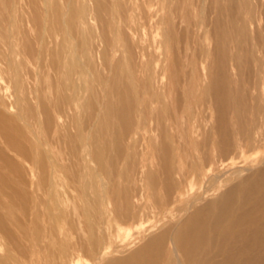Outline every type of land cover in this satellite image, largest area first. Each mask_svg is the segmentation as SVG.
Returning a JSON list of instances; mask_svg holds the SVG:
<instances>
[{
    "label": "bare ground",
    "instance_id": "6f19581e",
    "mask_svg": "<svg viewBox=\"0 0 264 264\" xmlns=\"http://www.w3.org/2000/svg\"><path fill=\"white\" fill-rule=\"evenodd\" d=\"M74 1L76 6L70 1L57 9L53 21L49 0H41L39 8L34 0L37 32L27 43L29 55L37 58L36 68L27 73L32 79L42 68L46 41L54 39L63 26L69 36L79 24L85 26L88 7ZM147 5L150 10L143 13L142 26L158 30L159 41H145L139 35L128 1L123 5L119 0H95L94 17L107 46L102 60L109 75L103 84L111 97H96L91 86L96 76L93 79L90 70L85 73L91 79H85L83 87L88 95L79 97L74 75L79 76V68L84 71L86 66L74 61L69 86H59L47 99L38 89L23 86L11 28V17L23 5L21 0H4L8 26H0V46L6 47L4 65L13 94L10 106L0 97V246L10 249L0 256V264L41 262L36 257L47 247L42 245L38 222L57 217L51 212L52 204L39 202L38 193L47 189L51 197L64 172L77 177L90 127L108 116L116 120L110 140L114 153L106 156L108 144L102 143L93 153L99 166H110V177L99 179L91 189L100 193L102 206H84V200L82 211L85 226L102 231L92 243L75 239L76 253L88 252L94 264H264V155L259 162L236 164L238 158L264 149V93L260 91L264 87V0H147ZM1 17L0 21L5 20ZM151 121L156 122L155 130L149 128ZM103 135L108 137L109 132ZM145 145L147 153L154 152L158 159H152L154 164L158 161L157 170L152 165L155 171L143 170L146 165L138 160V150ZM67 147L69 165L62 160ZM122 164L123 170H117ZM139 182L146 191L160 185L159 214L165 216L182 204L180 210L176 217L170 214L172 223L162 222L157 235H135L122 248L102 252L107 250L110 226L117 227L116 234L128 235L129 229L143 223ZM52 199L60 204L56 196ZM107 199L109 206L104 204ZM61 213L60 218L65 216ZM58 246L70 254L71 246L64 242Z\"/></svg>",
    "mask_w": 264,
    "mask_h": 264
},
{
    "label": "rangeland",
    "instance_id": "374dc122",
    "mask_svg": "<svg viewBox=\"0 0 264 264\" xmlns=\"http://www.w3.org/2000/svg\"><path fill=\"white\" fill-rule=\"evenodd\" d=\"M80 1H81V5H86L88 7V14H87V17L85 20V22H86L85 26H81L79 24V28H76L78 30L74 29V31L71 32L70 36L68 34H66V31L68 30L67 27L63 26L62 30H59L58 35L54 39H48L46 41V45H45V49H46L45 52L46 53L44 52L43 57H42V62L40 61L42 68L39 72V75L35 79H32L33 77H30L29 75L27 76V73L34 70L36 68V65H37V58L35 57V55H33L31 53H30L31 55H29L27 43H28V41H30L32 38L35 37L36 32H37L35 29L36 28L35 27V16H36L35 14H37V7H33V4L35 2H37L38 8H39V6H42L43 3L41 2V0H35V2H34V0H21L22 5H23V9H21L20 11L15 13L14 17H11L14 20V22L12 23V26H11V28L13 30L12 33H14V39H15V43L17 45V51L19 53L18 57H16V63L22 65L21 73L23 74V77L25 79L23 86L27 90H30V88H33V89L35 88L36 90L38 89L37 90L38 94L42 98H44V97H46L47 99H48V97H49V99L53 98L52 96H53L54 90L56 88H58L59 86H61V87L63 86V88L66 89L69 86V84H70L69 80L72 79V77L70 76V68H71V63H73L74 61H77V62H79V64H84L86 66L84 71L79 68V76L74 75V78L77 82V86L79 88V91H77L79 93V97H85L88 95V92L83 90L84 80L88 79L90 77L89 74L85 73L86 71H88V72L92 71L91 74L93 75V79H94V75L96 76V79L92 80L91 86L94 85L93 88L96 91V97L97 98H102L106 94H108L110 97L112 96L111 90L108 89L107 87H105L103 84V79L109 75V73L106 70V67L104 65V61L102 60L103 52L107 46L105 45V43L102 41V38L100 37L101 36L100 35L101 29H100L99 23L98 22L96 23V18L94 17L95 0H80ZM127 1H128V5H129L128 8L130 9L129 13L132 17L135 18L134 23L139 30V35H142L141 37H143L144 39L147 38V39H145V41L149 40V39L159 41L161 39V35H160L158 30H151L150 31V30L146 29L144 26H142L144 23V20L142 18L144 16V14L150 10L148 5H147V0H119V3H122L124 5L125 2H127ZM69 2H70V5L76 6V3L74 0H49V9H50V13H51V17L53 18V21L57 15V9H64L65 5H67ZM140 4H141V6H140ZM3 6H4V0H0V18H2L1 16H3V18H5V20H6V22H5V20L0 21V23H1L0 26L1 25L8 26V21L6 18L8 14L6 13ZM143 7L145 9H142ZM32 9H33V11H32ZM140 11L142 12V14H140ZM135 15H136V17H135ZM30 20H31V22H30ZM98 27H99V29H98ZM30 29H32V30H30ZM111 30L112 29L109 27V29H108L109 39L112 36ZM75 31L78 34H76ZM26 32H28V35ZM0 34H1V31H0ZM155 35H157V37ZM22 37H25V40ZM71 37L74 38L75 40L72 39ZM26 38H27V40H26ZM79 40H82V42L81 41L79 42ZM23 41H25V43ZM80 44H81V46H80ZM79 48H80V50H79ZM6 52H7L6 47L1 45L0 46V85H2V86H0V97H2L6 101L7 105L10 106L12 104L13 83H12V80L10 77L11 76L10 72L8 71L6 65H4L6 63L4 60V55H6ZM80 52H81V54H80ZM54 54H56V55H54ZM102 63H103V65H102ZM50 64H52V65H50ZM49 69H50V71H48ZM50 73H52V77L49 76V75H51ZM98 73L100 75H98ZM52 78L55 80L54 82L57 85L54 84ZM89 79H91V78H89ZM95 81L97 82V84L95 83ZM98 81H101V83ZM52 85H54V86H52ZM49 87H50V89H48ZM260 91H262L261 93L263 94L264 93V87H262L260 89ZM3 93L6 95H4ZM48 93H50V94H48ZM166 105H167V108L170 107L169 102ZM14 112H15V109L11 108L10 113L13 114ZM80 112H81V109L79 108V115H81ZM207 116H209L208 113H207ZM68 122L69 121L66 120L67 124H68ZM149 124H150L149 128L151 130L156 129V122L155 121H151ZM115 125H116V120L113 119L111 116H108L107 120H104L99 124L95 123L92 127H90V130L88 131L87 139L85 141H83V143H82L81 151H85L86 154H84V152H83V154L80 153L81 157H79V168L77 169L78 170L77 177H75L74 174L70 171L62 173L59 177V181H58L57 186L54 187L52 190V196L53 197L56 196V198H58V200H60V204L52 201L53 200L52 196L50 197L49 191L47 189H44V191H40L38 193L39 202L43 203L45 206L52 204L51 212L55 218L57 217V220L53 219V220L49 221V219H47V220L44 219V220H39V222H38V226L40 228V230H38V231H39L40 235H42L44 238V243L42 245L47 247V248H45V250H43V252L36 257V259H38V258L41 259V262L40 263L38 262L36 264H50V263L53 264L52 263L53 259H54V264H56V263L57 264H64V263L73 264L78 260H79V264L80 263L81 264H94L92 255L89 254V256H90L89 257L88 252L76 253L73 248L79 244V243H77L78 241H83L86 243L87 242L92 243L95 241V239L98 238V236L101 235L102 230H98L99 229L98 227L87 228L85 226L84 223L86 222V220L83 217L82 211L84 212V209H85L84 206H91L94 208L102 206V205H99V203L101 204V201L99 199L100 193L96 192V191H92V190H93L94 186H96V184L99 182V179L100 180H106L107 178L110 177L108 174L109 170H110L109 169L110 166L108 164H106L104 166H99L98 162L95 159L93 152L96 149L97 145L99 143H102V144H108L107 145L108 148L105 151L106 156H109L110 154L114 153V149H113L114 146L112 145L111 139H112V135H113L112 134L113 126H115ZM203 125H204V123H203ZM105 132H109L108 137H106L107 135L106 136L103 135ZM155 136H157L156 131H153V133H151V137L154 138ZM66 141L68 142V139ZM90 142H91V144H90ZM143 144H144V142H143ZM92 146L94 148H92ZM140 148L138 150V160L144 162V164L146 165V167L143 170H147L146 168L154 170V167H155V170H157L158 169V167H157L158 161H156L157 162V163H155L156 165L154 164V161H152V159L158 160L157 157L155 158V156H156L155 153L154 152L147 153L146 145L140 146ZM64 152L65 153L62 157L63 163H65L66 165H69L70 164V156H69L70 148L67 147L64 150ZM150 154H152L151 155V156H153L152 158H151ZM82 155L84 156L83 158H82ZM263 155H264V149H260L259 151H256L253 153H248L245 156L238 158L236 160V164L237 165H243L246 163H250L252 161L259 162L262 159ZM88 157H90V158H88ZM147 157L149 158L148 160H146ZM145 160L147 161L146 163H145ZM90 161H91V163H90ZM95 163H97V167H95L96 166ZM91 164L94 166H92ZM80 165H81V167H80ZM152 165L154 166L153 169H152ZM88 166H90V167H88ZM123 168H124L123 164L120 166H117V170H120V169L123 170ZM111 170H113V169H111ZM91 173L93 176L91 175ZM97 173H98V175H97ZM82 174L84 176H82ZM141 176H140V178H144L143 175H141ZM89 179L90 180L92 179V181H90ZM91 184H92V186H91ZM138 186H139L138 187V191H139L138 193L140 195L139 201L141 200L140 201L141 205H139V206H140L142 214L144 216L143 223L139 224L136 228L129 229V231H127L128 235L116 234V233H118V231L116 229L117 227H115L113 225L110 226L109 227L110 228L109 229L110 237L107 239V242H106L108 244L105 245V248H107V250L105 249V251H104V249H103L102 252L110 253V252L114 251L115 248H116V250L120 249L121 246H124V245L130 243L131 241H133L134 239H131V238H135L136 237L135 235L138 236V235H142L143 233H145L146 235L148 234L150 236L157 235L160 232L159 228L163 225V223L168 222V221H171V223H172L171 219L173 218V216L176 217L178 211L180 210L182 204H181V206H180V204H178V206L177 205L173 206V208L171 209V213H168L167 215L162 216L158 212L159 211V203L158 202L160 200V196L157 194L161 190L160 185H155L154 187H153V185H151V186H149L150 188L147 187L148 191H146V188H144L143 182H139ZM156 186H157V188H156ZM158 189H159V191H158ZM84 192H85V194H84ZM145 192H147V193H145ZM58 193H59V196H57ZM160 193H162V192H160ZM88 195H89V197H88ZM157 199H158V201L156 202ZM84 200L86 202V205L84 203ZM148 200H149V203H147ZM140 202H138V204H140ZM83 203H84V206H83ZM110 203H111L110 199H107V200H105L104 204L109 206ZM157 203H158V206H157ZM77 205H78V208H77ZM54 206H57V207H54ZM72 208H73L74 212L72 211ZM175 209L177 210L176 212H175ZM75 210L77 212L76 213L77 216H74ZM148 210H150V211L148 212ZM61 211L64 212V214H65V216L62 218H60V215L62 214ZM156 213H158V214H156ZM170 214H172L173 216ZM81 215H82V217H81ZM145 215H146V217H145ZM168 215H170V216H168ZM166 217L168 219H166ZM169 217L171 219H169ZM74 218H75V220H74ZM81 218L84 220L79 222L82 225V226L81 225L79 226L78 225L79 223L77 220L80 221ZM147 218H148V220H147ZM156 218H157V220H156ZM163 219H164V221H163ZM158 222H159V225H157ZM147 226L149 229L147 228ZM44 227L46 228V231L43 229ZM48 227H49V230H48ZM77 227H78V229H77ZM81 227H84V228H81ZM79 228H81V229H79ZM123 228L125 230H127L129 227L124 226ZM82 229L85 231H83ZM86 229H88V230H86ZM76 230L77 231L79 230L78 233L76 232ZM74 231H75V233H74ZM99 231H100V233H99ZM139 231H141V232H139ZM83 232H85V233H83ZM112 233H113V235H112ZM79 234L81 236H79ZM86 234H88L89 236ZM51 235L54 236L55 238L54 237L51 238L52 237ZM86 236H88V237H86ZM133 236H135V237H133ZM50 238H51V241H50ZM86 238H88L89 241H87L88 239H86ZM75 239L77 242L75 241ZM57 240L60 243L61 242L66 243L69 247L71 246L70 247L71 249L69 250L70 251L69 255H66L64 252L60 251L59 246H58L59 242ZM55 241L57 243H55ZM51 242H53L54 247L52 246ZM124 242H126V243H124ZM122 243H124V245H122ZM112 245H113V247H112ZM142 245H143V243L141 245L138 244V246H136V248H139ZM48 248H49V250H48ZM54 249H55V251H54ZM9 250L10 249L7 248L6 246H0V256L4 257L5 255H7ZM53 253H54V255L51 256V254H53ZM86 253H87V255H86ZM48 256H49V258H48ZM77 258H79V259L77 260ZM51 259H52V261H51ZM68 261H69V263H68Z\"/></svg>",
    "mask_w": 264,
    "mask_h": 264
}]
</instances>
